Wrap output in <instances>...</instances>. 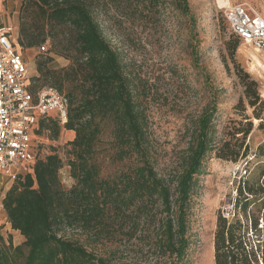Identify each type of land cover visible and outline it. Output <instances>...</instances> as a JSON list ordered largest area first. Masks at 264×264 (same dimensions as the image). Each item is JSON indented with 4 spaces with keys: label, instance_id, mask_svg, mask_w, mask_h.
Segmentation results:
<instances>
[{
    "label": "trees",
    "instance_id": "16d2710c",
    "mask_svg": "<svg viewBox=\"0 0 264 264\" xmlns=\"http://www.w3.org/2000/svg\"><path fill=\"white\" fill-rule=\"evenodd\" d=\"M180 2L187 16L186 0ZM32 3L42 15V26L38 32L21 30L18 45L32 48L39 44L38 38L48 40L50 50L35 62L36 72L44 84L56 89L72 85L65 95L69 102L66 124L60 126L53 116L42 117L34 136L48 134L50 141H57L61 131L74 134L65 162L73 184L69 189L61 184L64 162L57 153L37 159L12 184L1 206L7 224L24 242L14 247L0 238V264H137V257L142 262L145 255L153 264H184L191 244L190 198L206 160L213 156L233 164L249 163L246 140L252 123L245 108L241 121H232L234 132L216 141V107L209 106L197 120L178 170L161 176L154 166L138 87L120 54L102 35L92 0ZM233 37L228 52L235 76L249 99L252 116L261 120L264 102L256 83L236 63L239 40ZM56 45L61 52L54 54L70 63L65 69L50 68L49 54ZM105 129L108 142L100 147ZM101 153L112 164L128 166L104 175ZM255 156L264 158L262 146ZM256 171L255 178L238 185L232 219L217 216L214 264H264V164L257 165Z\"/></svg>",
    "mask_w": 264,
    "mask_h": 264
},
{
    "label": "rangeland",
    "instance_id": "374dc122",
    "mask_svg": "<svg viewBox=\"0 0 264 264\" xmlns=\"http://www.w3.org/2000/svg\"><path fill=\"white\" fill-rule=\"evenodd\" d=\"M186 3L187 16L179 7L180 0H92L91 4L102 35L120 54L126 72L138 87L136 94L148 118L154 166L159 175L171 176L178 170L197 120L212 104L216 107L213 118L216 141L234 132L232 121H241L244 108V114L250 118L252 130L246 140L248 165L245 161L233 164L208 157L204 174L198 177L196 191L190 198L188 238L191 244L184 264H214L213 236L217 216L220 214L228 221L232 219L230 213L235 210L238 185L255 178L257 165L264 164V158L255 156L259 146L264 148V112L261 120L252 116L249 99L235 76L228 52L235 38L224 21V7L219 6L218 0H186ZM242 3L251 5L264 19L260 0H230V5ZM42 22V15L32 0H0V30L11 29L15 49L28 66L29 76L36 80L34 87H50L67 95L72 85L64 84L56 89L44 84L36 72L35 62L41 54L46 56L50 42L38 38L39 44L35 47L25 49L18 45L21 30L38 32ZM23 42L26 44L25 39ZM58 52L61 48L56 45L49 54L50 68L65 69L70 63L54 54ZM235 60L240 70L256 83L259 99L264 102V58L238 41ZM108 132L105 129L100 147L107 144ZM64 135L61 131L57 141H50L48 134L33 135V144L39 159L54 153L62 158L64 168L59 180L69 189L73 182L65 162L67 144L71 141H65ZM101 156H104L101 163L104 175L128 166V163H110L104 153ZM11 186L6 179H0V238L6 245L17 247L24 240L11 230L1 206ZM136 260L140 264L141 258ZM141 264H153L152 258L145 255Z\"/></svg>",
    "mask_w": 264,
    "mask_h": 264
},
{
    "label": "built area",
    "instance_id": "2783aa9c",
    "mask_svg": "<svg viewBox=\"0 0 264 264\" xmlns=\"http://www.w3.org/2000/svg\"><path fill=\"white\" fill-rule=\"evenodd\" d=\"M260 2L264 6V0ZM223 17L230 33L264 58V19L257 11L246 3L228 5ZM11 32L0 30V179L13 184L39 159L33 144L38 120L53 116L64 126L69 102L53 88H33Z\"/></svg>",
    "mask_w": 264,
    "mask_h": 264
},
{
    "label": "bare ground",
    "instance_id": "6f19581e",
    "mask_svg": "<svg viewBox=\"0 0 264 264\" xmlns=\"http://www.w3.org/2000/svg\"><path fill=\"white\" fill-rule=\"evenodd\" d=\"M218 4L221 8L230 5V0H218Z\"/></svg>",
    "mask_w": 264,
    "mask_h": 264
},
{
    "label": "crops",
    "instance_id": "0c3cea01",
    "mask_svg": "<svg viewBox=\"0 0 264 264\" xmlns=\"http://www.w3.org/2000/svg\"><path fill=\"white\" fill-rule=\"evenodd\" d=\"M64 137L67 139L65 141H72L74 138V134L72 132H65Z\"/></svg>",
    "mask_w": 264,
    "mask_h": 264
}]
</instances>
